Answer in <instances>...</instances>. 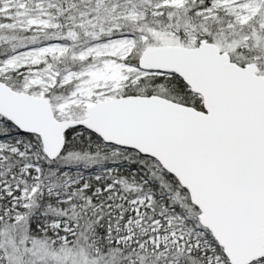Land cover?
<instances>
[{"label": "snow or ice", "instance_id": "1", "mask_svg": "<svg viewBox=\"0 0 264 264\" xmlns=\"http://www.w3.org/2000/svg\"><path fill=\"white\" fill-rule=\"evenodd\" d=\"M0 264H264V0H0Z\"/></svg>", "mask_w": 264, "mask_h": 264}]
</instances>
